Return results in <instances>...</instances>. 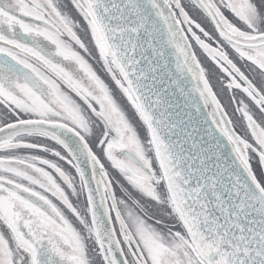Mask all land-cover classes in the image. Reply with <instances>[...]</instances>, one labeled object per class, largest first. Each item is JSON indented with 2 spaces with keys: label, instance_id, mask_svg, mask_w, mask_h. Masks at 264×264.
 Returning a JSON list of instances; mask_svg holds the SVG:
<instances>
[{
  "label": "snow or ice",
  "instance_id": "obj_1",
  "mask_svg": "<svg viewBox=\"0 0 264 264\" xmlns=\"http://www.w3.org/2000/svg\"><path fill=\"white\" fill-rule=\"evenodd\" d=\"M0 264H264V0H0Z\"/></svg>",
  "mask_w": 264,
  "mask_h": 264
}]
</instances>
